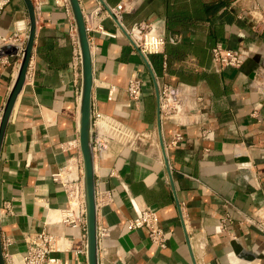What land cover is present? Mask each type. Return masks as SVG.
I'll use <instances>...</instances> for the list:
<instances>
[{
	"label": "crops",
	"instance_id": "crops-1",
	"mask_svg": "<svg viewBox=\"0 0 264 264\" xmlns=\"http://www.w3.org/2000/svg\"><path fill=\"white\" fill-rule=\"evenodd\" d=\"M85 14L94 66L92 110L113 116L142 135L134 146L111 143L95 157L100 264H264V239L246 222L264 207V30L255 31L235 0H131L121 24L132 30L153 23L167 38L163 58H145L113 16L122 0H79ZM244 7V6H243ZM101 8V12H97ZM264 14V0L245 1ZM30 26L23 0L0 11V34ZM106 32L115 36L104 35ZM223 44L250 64L217 69L211 50ZM22 56L0 53V103L16 81ZM81 60L68 0H40L26 82L15 103L0 158L1 228L5 252L23 264L26 238L42 231L64 238L65 264L87 261V231L62 222L67 195L52 180L69 162L82 160L79 141ZM143 96L130 100V80ZM155 80L184 85L203 97L200 123L158 124ZM254 114V115H253ZM207 130L206 134L203 133ZM183 142L166 146L175 132ZM83 168V160H82ZM108 194L111 200L102 201ZM150 208L158 214L167 248L152 243L129 220ZM225 228L222 227L223 220Z\"/></svg>",
	"mask_w": 264,
	"mask_h": 264
},
{
	"label": "built area",
	"instance_id": "built-area-1",
	"mask_svg": "<svg viewBox=\"0 0 264 264\" xmlns=\"http://www.w3.org/2000/svg\"><path fill=\"white\" fill-rule=\"evenodd\" d=\"M35 7L40 0H32ZM245 1L235 0L241 5L239 18L241 14L247 12L250 19V24L255 31L264 30V14L258 8H245ZM11 0H0V11H2ZM59 3V0H57ZM244 6V7H243ZM102 9L98 8L97 12ZM132 11L131 0H122L115 8H109L105 13L113 16L117 22L122 21L126 13ZM104 35L115 36L106 32L101 28ZM131 40L132 47L135 51L142 54L145 58L157 55L163 58L164 67L167 65L166 45L167 38L164 35L158 34L155 31L153 23L140 22L132 30H126V33ZM28 37V27L18 25L17 30L11 36L0 34V49L13 45L17 47V53L23 55L25 43ZM213 65L219 69L227 68L241 69L247 61L244 53L231 49L221 43L213 46L211 50ZM127 92L129 98L133 102H138L143 96V86L139 79H132L129 82ZM203 97L196 96L193 100L186 93L184 85L163 84L159 86V109L162 122H170L176 126H187L200 123L201 120V103ZM5 103H0V122L3 114ZM254 115V114H253ZM93 127V147L95 157L103 155L111 143H117L122 146H134L142 140V135L135 132L113 116L102 112H94L92 115ZM204 129L203 133L206 134ZM184 140L181 132H175L171 140L167 142L166 149L174 148L180 145ZM77 162H69L61 168L57 173L52 175V180L56 184L61 185L67 195L68 207L62 211V222L66 225L78 227L82 226L86 229V207L84 201L83 187V168L82 160ZM111 200V196L104 194L103 202ZM223 220L222 227L225 228ZM246 222H249L258 227L262 238L264 239V207L255 211L250 215ZM130 230L145 228L148 231L150 241L156 244L161 249L167 248V236L165 230L161 227L158 214L156 211L147 208L141 214L128 222ZM108 230L102 228L98 231V236L105 237L108 235ZM64 238L47 231H42L33 234L26 238V253L23 256V264H65L55 256L56 253L66 251ZM11 240L7 238L3 240L4 251L11 245ZM6 264H16L14 256L5 252ZM71 264H85L79 258Z\"/></svg>",
	"mask_w": 264,
	"mask_h": 264
},
{
	"label": "water",
	"instance_id": "water-1",
	"mask_svg": "<svg viewBox=\"0 0 264 264\" xmlns=\"http://www.w3.org/2000/svg\"><path fill=\"white\" fill-rule=\"evenodd\" d=\"M26 4L30 26L28 37L25 43V48L22 55L19 72L12 90L4 104L3 114L0 122V158L4 136L10 121L15 103L26 82L28 67L30 64L32 51L34 47L36 35V7L32 0H23ZM75 24L76 34L79 45L80 60H81V101H80V127L79 141L83 160V187L84 201L86 207V231H87V261L88 264H100L99 259V236H98V204L96 195V179H95V153L93 147V127H92V90L94 86V66L93 54L91 50L89 34L86 24V18L79 0H68ZM122 30L126 33L122 24L118 22ZM16 54L17 47L8 45L0 49L2 53L5 48ZM250 61L244 64L247 67ZM243 66V67H244ZM157 100H158V124L161 131V118L159 109V84L155 80ZM162 147L165 145L162 139ZM1 205V200H0ZM1 209V206H0ZM0 264H6L5 251L3 247V237L1 228V212H0Z\"/></svg>",
	"mask_w": 264,
	"mask_h": 264
}]
</instances>
